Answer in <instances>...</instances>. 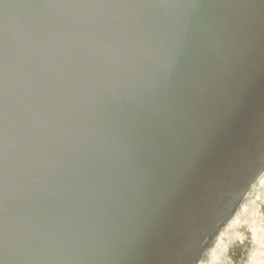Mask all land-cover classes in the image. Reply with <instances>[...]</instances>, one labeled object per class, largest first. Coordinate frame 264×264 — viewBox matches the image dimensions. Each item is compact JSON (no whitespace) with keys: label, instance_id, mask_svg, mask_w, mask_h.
<instances>
[{"label":"water","instance_id":"95a60500","mask_svg":"<svg viewBox=\"0 0 264 264\" xmlns=\"http://www.w3.org/2000/svg\"><path fill=\"white\" fill-rule=\"evenodd\" d=\"M264 169V0H0V264H195Z\"/></svg>","mask_w":264,"mask_h":264},{"label":"rangeland","instance_id":"374dc122","mask_svg":"<svg viewBox=\"0 0 264 264\" xmlns=\"http://www.w3.org/2000/svg\"><path fill=\"white\" fill-rule=\"evenodd\" d=\"M195 264H264V169Z\"/></svg>","mask_w":264,"mask_h":264},{"label":"bare ground","instance_id":"6f19581e","mask_svg":"<svg viewBox=\"0 0 264 264\" xmlns=\"http://www.w3.org/2000/svg\"><path fill=\"white\" fill-rule=\"evenodd\" d=\"M206 242V241H205ZM205 244V243H204Z\"/></svg>","mask_w":264,"mask_h":264}]
</instances>
